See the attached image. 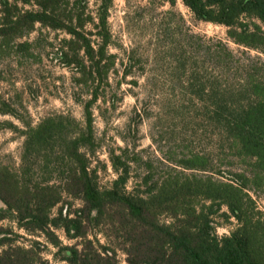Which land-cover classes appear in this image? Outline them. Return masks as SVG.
<instances>
[{
  "label": "trees",
  "instance_id": "1",
  "mask_svg": "<svg viewBox=\"0 0 264 264\" xmlns=\"http://www.w3.org/2000/svg\"><path fill=\"white\" fill-rule=\"evenodd\" d=\"M182 1L197 20L228 27L230 39L243 47L235 51L227 42L211 44L207 54L212 73L182 59L177 67L186 78L187 102L249 166L219 172L228 175L219 178L208 155L190 152L161 157L162 166L155 167L152 160H144L145 150L127 144L109 150L118 176L102 188L91 156L97 149L93 109L102 97L110 100L106 86L117 61L109 52L108 3L96 22L87 14L85 0H21L25 5L34 2L36 9L22 8L18 0H0L1 49L33 58L36 42L19 39L37 25L62 31L70 37L59 43L60 60L74 71L76 86L89 88L90 98H79L84 122L55 113L37 126L28 123L20 168L0 166V200L6 206L0 209V219L13 217L20 228L46 236L66 253L67 264H122L113 248L89 238L92 228L104 224L124 238L126 264H264V213L251 194L264 185V60L250 54L264 49V0ZM90 25L95 30H88ZM0 102L1 113L20 118L6 101ZM134 164L144 172L130 189ZM65 195L82 205L69 209L70 203L65 214L62 207L53 216ZM224 206L230 213L226 217H234L239 225L218 237L213 216ZM163 215L171 220L162 222ZM57 228L71 239H82L81 247L64 245ZM7 234L0 228V264H44L33 249L11 244Z\"/></svg>",
  "mask_w": 264,
  "mask_h": 264
},
{
  "label": "rangeland",
  "instance_id": "2",
  "mask_svg": "<svg viewBox=\"0 0 264 264\" xmlns=\"http://www.w3.org/2000/svg\"><path fill=\"white\" fill-rule=\"evenodd\" d=\"M18 1L24 9L37 8L34 2L25 5ZM85 1L87 14L93 15L96 22L104 10L103 5L108 3L109 52L117 58L110 73V85L106 86L110 100L106 102L102 97L93 109L97 149L91 156V166L97 170L99 185L109 187L118 176L112 167L109 150L119 151L127 144L133 147L134 143L137 150H145L144 160H152L155 167L161 165L158 159L167 155L201 152L210 158L216 177L246 170L248 162L237 155L236 149L220 137L213 126L201 120L196 106L187 102L186 78L181 77L177 67L182 59L212 73L207 48L218 41L227 42L235 51L243 50L228 36L229 28L197 20L182 0H175L174 4L169 0ZM87 28L95 30L92 25ZM69 37L62 31L37 25L35 31L18 40L36 42L35 57L24 58L13 49L0 47V101H6L20 115L19 118L0 112V166L20 168L28 123L37 126L55 113L70 114L84 122V108L79 98H90L89 88L74 84V71L62 64L57 51L60 41ZM96 38L95 35L93 40ZM250 54L264 60V49L251 50ZM114 96L115 108L111 101ZM3 108L0 102V110ZM142 172L144 169L138 164L133 165L130 189ZM251 194L264 213V185L252 190ZM81 205V200L65 195L52 215L56 216L62 207L65 214L68 207L75 209ZM2 208L6 206L0 200ZM225 213L230 214L226 206L213 216L214 232L218 237L231 234L239 225L234 217L228 218ZM161 220L171 219L163 215ZM0 228L8 232L11 244L33 249L39 262L67 264L63 260L66 253L60 252L43 234L20 228L13 217L0 219ZM55 231L64 245L79 244L81 247L82 239L69 238L63 228ZM89 238L113 248L117 259L122 264L127 263L126 243L116 229L105 224L96 226L90 230Z\"/></svg>",
  "mask_w": 264,
  "mask_h": 264
}]
</instances>
